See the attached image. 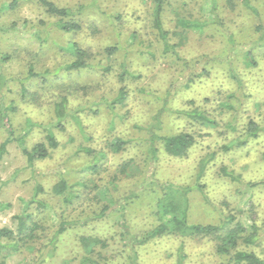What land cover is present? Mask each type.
Returning a JSON list of instances; mask_svg holds the SVG:
<instances>
[{
	"label": "rangeland",
	"instance_id": "obj_1",
	"mask_svg": "<svg viewBox=\"0 0 264 264\" xmlns=\"http://www.w3.org/2000/svg\"><path fill=\"white\" fill-rule=\"evenodd\" d=\"M14 1L0 0V54L12 55L9 62L2 64L6 81L0 88V107H14L9 114L15 136L24 137L30 149L46 142V127L60 145L32 169L16 141L8 146V152L0 160V229L17 231V217L33 198L37 185L44 188L38 197L52 210L31 207L33 221L40 225V238L9 256L6 264H80L83 252L79 238L83 235L109 239L111 246L104 252L106 262L126 264L130 253L127 250L121 254V251L129 242L122 239L120 223L125 221L140 239L159 224L156 216L159 193L144 183L151 172L161 183L203 187V191L194 190L189 194L192 224L219 225L230 215H236L242 222H256L263 235L261 242L251 247L242 244L239 250L254 251L264 259V185L250 191L243 185L264 181V133L246 145H237L251 119L258 123L264 119V47L254 49L256 64L248 65L244 56L251 41L259 38L254 27L264 25V1L255 3L260 12L258 16L246 11L242 4L236 12L223 11L227 33L233 35L238 47H232L225 34L214 26L205 28L203 34L197 28L186 31L179 52L191 63L188 69L180 62H170L160 52L154 60L141 54L147 45H151L150 51L161 48L152 28V0H52L61 7L88 8L83 17V30L75 34H64L54 27L55 19L36 0H19L16 8H8ZM205 1L165 0V29L182 33L180 19L200 22L211 19L209 8L202 10ZM14 23L18 24L16 28L12 26ZM91 25H96L98 30L93 31ZM133 33H137V40L133 39ZM171 40L180 41L176 35ZM72 42L95 53L118 47L119 51L110 59L98 56L105 63L115 65L116 71L128 56L130 71L140 78L124 83L129 91L125 106L110 108L104 102L108 99L110 103L123 86L117 72L104 76L98 70L80 73L62 70L71 60L64 48ZM31 65L35 73L49 71L46 86L30 78ZM232 69L240 83L233 78ZM192 74L202 76L188 82ZM78 82L94 87L88 95L81 91L70 96L69 111L75 113L77 120L68 117L57 126L54 102L61 95L60 89L64 84ZM22 83L32 92L40 91L39 105L21 96ZM237 92L241 94L239 103L228 97ZM221 102L234 103L237 111L221 108ZM164 105L176 110L199 107L218 125L189 124L164 112L163 134L187 132L197 142L185 158L173 157L162 149L151 170L145 156L146 127ZM5 138L0 126V145ZM116 138L130 142L122 151H113L109 145ZM97 162L100 169L93 173L88 167ZM129 162L131 174L122 176L119 168ZM222 167L241 177L243 184L223 177ZM116 176L119 179L115 180ZM63 179L75 187L70 204L53 192V187ZM85 183L89 188L82 186ZM250 203L255 208L251 217ZM105 205L111 206L108 217L96 219L95 213L101 212ZM54 211L58 214L55 221ZM61 221L73 224L59 236L54 249L48 243ZM215 245L212 238L166 235L137 246L136 251L139 264H227L228 258L220 257Z\"/></svg>",
	"mask_w": 264,
	"mask_h": 264
},
{
	"label": "trees",
	"instance_id": "obj_2",
	"mask_svg": "<svg viewBox=\"0 0 264 264\" xmlns=\"http://www.w3.org/2000/svg\"><path fill=\"white\" fill-rule=\"evenodd\" d=\"M262 0H206L202 10H205L206 6L208 11L211 13V19L204 22L200 21H190L187 19H180L179 25L183 28V32H170L165 29L163 24V12L165 7V0H152V28L155 32L157 39V44H160V49L149 50L151 45H147L141 53L143 55H148L153 60L157 58L158 52L164 58H170V62H179L183 65L185 69L190 67V62L181 57L179 48L184 44L186 31L193 28H197L203 34L204 29L208 26H214L220 29L227 37L228 43L232 47H238L235 42L233 35L227 33L226 29V19L222 16L223 11L236 12L239 4L244 6V9L251 14L260 15L259 8L256 6V2ZM264 1V0H263ZM38 5L42 7L45 12L55 19L54 27L64 34H75L83 30V17L87 11L86 6H79L77 8L73 7H61L57 5L52 0H36ZM19 4V0L14 1L8 6V8H16ZM17 23L12 26L17 27ZM46 27V24L43 23ZM90 28L93 31H97L98 27L96 25H91ZM255 33L258 35L256 41H251V47L247 48L244 52V56L248 59V65L256 64L255 58L253 57L254 49L257 47H264V25L263 23L256 25L254 27ZM39 33L36 36L39 37ZM176 35L179 37L180 41L178 43H173L171 36ZM132 37L134 40L138 39L137 33H133ZM41 38V37H40ZM154 47V45H152ZM253 47V48H252ZM148 48V49H147ZM69 55L71 60L66 63L62 70L68 73H80L81 71L90 69L98 70L102 72L104 76L117 72L118 80L123 84V86L118 91L117 96L109 103L108 99H104V102L109 104L110 108H116L117 106H125L129 98V91L127 87L124 86L125 82L131 81L132 83L140 78L134 72L130 71L128 65V56L126 55L122 64L115 70V65L111 63H105V60L99 59L100 56L105 55L107 59L113 57L118 51V47H107L100 53H95L90 49L83 48L79 43L72 42L64 48ZM99 56V57H98ZM12 59V55L0 54V88H3L4 82L6 81L5 75L2 73V64L9 62ZM215 62V61H214ZM229 62V61H227ZM231 63V61H230ZM232 68L231 66H229ZM233 78L238 81L237 76L232 69ZM30 78L37 79L41 85L46 86L48 80L46 79V74L49 71L35 73V67L31 65ZM57 73V72H56ZM203 73L206 74L205 70ZM58 74V73H57ZM55 76V75H54ZM191 79L188 82H192L194 77H200L202 75H191ZM30 79V80H31ZM240 83V81H238ZM94 85H81L78 83H70L62 85L60 91L61 95L58 96L57 100L54 102V113L57 120V126H59L65 119L72 117L76 119L75 113H71L69 110L70 96L76 95V92L84 91L83 94L88 95L89 90L93 89ZM21 96L24 98H29L32 100L33 104H38L41 102V96L39 92H32L24 83L21 84ZM241 92V91H239ZM237 93H231L228 95L230 99L236 100V102L241 101V97ZM194 103V102H193ZM236 105L230 102H221L220 107L223 109H228L230 111H237ZM159 108L156 114L152 117L153 120L146 127L148 131V138L146 140L147 150L145 156L149 159L151 170L152 167L159 160L160 153L162 149L169 155L176 158H185L189 155L190 150L196 144V137L190 133H180L176 135L163 134V117L164 112L168 114L176 115L177 118L185 119L189 124H200L204 126H217L218 122L208 115L207 112L203 111L201 108H192L184 110H176L172 108ZM14 107L9 108L8 106L0 107V126L3 127V131L6 135L4 142L0 145V160L3 159L5 154L8 152V146L13 142H18L22 148L23 154L27 160L28 167L33 168L37 161L45 160L50 157L51 151L59 147V142L57 141L53 132L46 127L47 136L46 142H40L34 145L31 149L26 145L24 137L17 138L15 136V131L13 129L10 111H13ZM231 126V124H228ZM264 133V119L263 123H258L251 119L246 126V130L242 138L237 140L238 146L246 145L251 139L259 138L260 134ZM130 141H126L123 138H116L110 143V148L113 151H122ZM226 150L230 148L226 147ZM84 152L92 153L90 149H84ZM134 163V161H132ZM132 163L124 164L119 168V173L122 176H129L130 167ZM145 165L146 162H145ZM88 169L93 173H98L100 169L98 162L89 165ZM135 169V168H134ZM220 173L223 177L230 179L235 184H243L241 177L236 176L235 173L228 170L226 167H222ZM134 174V173H133ZM148 177L145 178V184L148 187L156 190L159 193V197L156 203V216L159 220L158 226L148 234H145L141 239L134 235L130 227L125 221L120 223L122 231V239L128 240L129 243L125 245L121 254L128 250L130 253L127 257L128 262L126 264H139L138 253L136 251L137 246H141L148 243L151 240L161 238L166 235H179L183 237H194V238H212L215 242L216 253L222 258H228L227 264H264V259L259 257L256 252L248 251L246 249L239 250V247L243 244L247 247L256 246L262 240V233L260 227L256 222L247 223L246 221H239L236 215H230L229 217L223 219L219 225H196L189 222V209H190V197L189 194L195 191H203V187L198 185L194 188H184L176 186L171 183H161L155 178V173H149ZM142 175V172H141ZM119 179V176L114 178ZM246 191H250L260 185H264V181L258 183H248L243 184ZM83 187L89 188L87 183L82 184ZM75 187L70 185L67 180L63 179L59 181L54 187L53 192L55 195L63 197L64 202L67 204L72 203L75 197ZM240 190V189H239ZM44 192V188L41 185L35 187V194L31 200L26 202V208L24 212L17 217L18 228L17 231L10 230L8 228L0 229V264H6V260L12 254L20 252L25 245L36 241L38 238V232L40 230V225L33 221V214L30 212L31 207L36 205V208L42 211H52L49 205L41 200L38 196ZM244 192V191H239ZM133 195L136 193L133 192ZM132 196V195H131ZM249 217L254 214L255 208L254 204L250 203ZM54 210V209H53ZM111 211L110 205H105L101 212L95 213L96 219H104L108 217ZM54 218L58 217L56 211H54ZM51 213V212H50ZM56 224V223H54ZM73 224V223H72ZM67 222H60L58 225V230L54 237L49 240L48 246L56 249L58 244L59 236L66 233L69 227L72 225ZM57 226V225H56ZM29 241V242H28ZM79 245L83 252L80 264H108L106 262L105 251L109 250L111 244L109 239H102L99 237L86 236L83 235L79 238ZM114 257V256H113Z\"/></svg>",
	"mask_w": 264,
	"mask_h": 264
}]
</instances>
